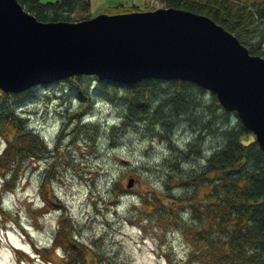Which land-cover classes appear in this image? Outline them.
I'll return each mask as SVG.
<instances>
[{"label":"rangeland","instance_id":"374dc122","mask_svg":"<svg viewBox=\"0 0 264 264\" xmlns=\"http://www.w3.org/2000/svg\"><path fill=\"white\" fill-rule=\"evenodd\" d=\"M45 1L54 0H39ZM88 2V13L80 9L72 17L163 6L160 0ZM117 4L121 9L115 11ZM86 75L90 87L96 84L93 74ZM67 87L64 78L35 84L17 106L26 114L27 125L42 136L45 150L37 158H22L12 176L0 166V264H76L71 260L81 251L83 264H199L189 258V245L180 231L156 226L151 212L160 202L186 219L187 200L200 208L204 205L207 178L191 182L184 176L203 162L219 137L203 130L200 142L184 155L176 150L191 137L187 124L173 125L165 138L158 126L146 121L121 125L118 97L107 95L110 88L91 93L86 102L92 106L83 116L88 123L79 126L69 111L57 113L65 107L61 98ZM76 100L73 97L71 107ZM188 111L201 115L193 108ZM229 111L231 123L236 115ZM5 137L0 134V150ZM240 140L245 144L254 138L249 131ZM168 143L177 165L166 159ZM127 177L133 178L128 187ZM200 216L207 219L203 210ZM58 228L64 248H74L68 255L52 243Z\"/></svg>","mask_w":264,"mask_h":264},{"label":"trees","instance_id":"16d2710c","mask_svg":"<svg viewBox=\"0 0 264 264\" xmlns=\"http://www.w3.org/2000/svg\"><path fill=\"white\" fill-rule=\"evenodd\" d=\"M160 1L164 6L181 7L207 15L232 33L248 52L264 56V49L261 48L264 42V0ZM18 2L40 20H74L89 16L72 17L80 9L89 12L88 0ZM114 7L115 11L121 9L120 4ZM123 10L127 9L120 11ZM88 76L73 74L64 78L68 81V90L63 95L65 98H61L65 107L57 110L58 114L69 111L67 115L75 116L79 126L88 123L83 116L92 106L86 102L91 93L110 88V94L106 93L118 97L116 102L120 107L121 125L124 122L146 121L158 126L165 138L173 125L180 122L187 124L191 137L183 149L176 150H182L184 155L195 148L196 142H200L198 138L203 130L219 137L218 144L203 162L192 167L194 172L188 169L184 176H188L191 182L195 178H207L208 199L204 205L200 208L187 200L189 217L181 219L173 206L157 202L152 206L151 216L158 227L177 228L189 245V258L199 264H264V154L255 140L245 144L241 142L240 138L249 130L239 119L235 116L230 123V111L217 103L214 94L188 80L145 77L121 83L96 78V84L90 87ZM81 77L86 79L79 82ZM29 90H0V134L8 135L0 150V166L10 170L11 176L22 158H37L45 150L42 136L27 125L26 114L17 108L23 94ZM73 97H76L77 104L71 107ZM192 108L201 115H191L188 109L191 111ZM110 128H117V125L111 124ZM171 146L168 143L170 154L167 153L166 159L177 165L176 153L171 155L174 149ZM199 208L207 217L204 221ZM59 230L52 243L65 249L68 255L74 248H64L66 241L60 239ZM57 238L60 239L58 242ZM77 256L71 262L83 264V251Z\"/></svg>","mask_w":264,"mask_h":264},{"label":"water","instance_id":"95a60500","mask_svg":"<svg viewBox=\"0 0 264 264\" xmlns=\"http://www.w3.org/2000/svg\"><path fill=\"white\" fill-rule=\"evenodd\" d=\"M73 74L131 83L183 79L212 92L264 154V56L248 52L200 12L174 6L40 20L0 0V90L18 92ZM132 183L127 177L125 186Z\"/></svg>","mask_w":264,"mask_h":264}]
</instances>
